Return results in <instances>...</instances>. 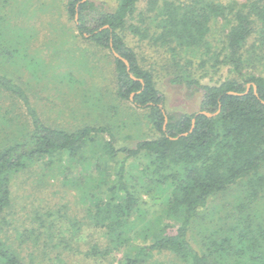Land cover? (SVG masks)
<instances>
[{"label": "trees", "instance_id": "1", "mask_svg": "<svg viewBox=\"0 0 264 264\" xmlns=\"http://www.w3.org/2000/svg\"><path fill=\"white\" fill-rule=\"evenodd\" d=\"M141 1L116 0L113 9L101 10L91 0H67L66 10L73 19L78 14L75 29L80 37L108 50L117 97L146 110L159 135L140 140L133 148H116L114 134L105 126L85 125L72 131L51 127L38 116L26 91L0 67V86L22 100L33 126L22 140L0 150V221L10 204L12 176L39 160L46 159L43 163L48 167L49 158L63 154L72 162L68 171L76 170L78 175L72 183L81 186L83 199L90 204L88 222L82 226L103 235L90 256L121 252V264H141L153 252L168 250L185 264H214L189 241L191 220L212 196L240 180L264 186V177L258 175L264 164V4L262 0H148V12L154 16L151 26L141 27L131 23ZM139 16L145 20L143 13ZM218 20L226 25L225 32L221 42H212L209 34ZM127 29L171 49V45L202 48L213 64L228 66L229 76L212 85L189 80L186 74L176 78L198 90L201 98L196 112L171 114L152 72L141 66L126 43ZM254 35L256 42H249ZM145 194L151 203L143 198ZM239 231L237 246L226 236L213 242L214 247L234 257L231 264H264V251H258L260 242L250 225ZM35 237L43 240L47 233ZM247 251L250 263L241 258ZM0 264H26L2 238Z\"/></svg>", "mask_w": 264, "mask_h": 264}, {"label": "rangeland", "instance_id": "2", "mask_svg": "<svg viewBox=\"0 0 264 264\" xmlns=\"http://www.w3.org/2000/svg\"><path fill=\"white\" fill-rule=\"evenodd\" d=\"M91 1L101 10L113 9L116 5V0ZM147 1L138 4L132 24L151 26L154 12H148ZM66 2L0 0L2 72L26 91L38 116L51 127L72 131L85 125L105 126L114 134L116 148H133L140 140L157 137L159 133L152 127L146 110L117 97L114 66L108 50L78 35L75 29L78 17L73 19L68 15ZM140 13L145 15L144 21L140 20ZM225 26L218 20L209 40L221 42ZM125 34L126 43L136 52L141 66L152 72L171 114L196 112L201 98L198 90L176 82V78L186 74L189 80L212 85L229 76L228 66L213 64L202 48L179 49L171 45V49L156 43L151 36L142 38L129 29ZM249 42H256L255 35ZM32 128L22 100L0 86V150L22 140ZM49 159L48 167L43 163L46 159L39 160L12 176L10 204L2 214L0 238L26 264L32 261V264H121V252L90 256V249L103 235L100 230L82 226L88 222L86 214L90 204L83 199L81 186L72 183L77 172L68 171L72 162L66 155L57 154ZM66 175L69 181L65 180ZM90 175L95 176L96 172ZM258 175L264 177V164ZM143 198L151 203L146 194ZM245 224L250 225L260 242L258 251H264V186H250L247 180H240L212 196L198 211L191 220L188 239L214 264H231L234 257L219 253L213 242L227 236L237 246L239 229ZM41 233H47L43 237L49 242L47 246L42 239L36 240L35 236ZM250 253L245 252L242 260L247 261ZM141 264L185 263L164 250L153 252Z\"/></svg>", "mask_w": 264, "mask_h": 264}, {"label": "water", "instance_id": "3", "mask_svg": "<svg viewBox=\"0 0 264 264\" xmlns=\"http://www.w3.org/2000/svg\"><path fill=\"white\" fill-rule=\"evenodd\" d=\"M83 1H84V0H83ZM77 17H78V14L76 13V14H75V18H77ZM104 27H107V26H104ZM113 54H114V56H116V57L122 59V60L125 62V64L128 65V61H127L126 59L122 58L117 52L113 51ZM127 70H129V67H127ZM131 77L133 78L132 75H131ZM249 87H250V84H247V89H246V91H248ZM255 90H256V89L254 88V91H255ZM230 93H233V92H230ZM131 95H132V94H131ZM217 112H218V111H217ZM198 113H203V114H205V115H207V116H211V115H213V114H211V113H209V112H206V111H199ZM165 120H167V119H165ZM192 123H193V121H192ZM186 134H187V133H183V134H181V135H186Z\"/></svg>", "mask_w": 264, "mask_h": 264}]
</instances>
